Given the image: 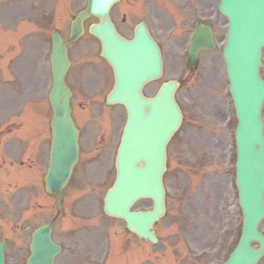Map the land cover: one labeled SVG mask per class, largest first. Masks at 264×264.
<instances>
[{"label": "rangeland", "instance_id": "obj_1", "mask_svg": "<svg viewBox=\"0 0 264 264\" xmlns=\"http://www.w3.org/2000/svg\"><path fill=\"white\" fill-rule=\"evenodd\" d=\"M28 1L36 7L44 2L49 10L54 6L55 0H0V3H17L21 10L16 17L25 14L30 21H40L41 17L33 13L34 8L30 10L28 6L19 3ZM85 1L74 0L72 12H62V30L67 28L65 34L69 30V27L65 26H68L71 14L82 8ZM121 2L122 5L113 10V16L125 35L131 36L134 25L139 20L146 19L155 35L164 43L166 71L160 81L146 87V91L152 95L162 81L184 76L182 58L185 62L186 57L182 55L180 58L181 48L178 50V44L166 34L172 28L168 11L152 9L150 6L169 0ZM62 10L60 7V11ZM123 14L126 15L125 21L122 20ZM56 20L57 17L45 20L47 33L49 31L48 39L53 25H58ZM96 20L92 17L87 24ZM33 24H29L30 29L37 32ZM99 53L100 44L89 36L72 47L73 73H77L79 68L89 69L88 78L87 74H84L78 79H84L89 88L86 89L81 84L76 85L77 91L73 99L76 106L74 118L81 126V160L65 190L66 204L56 226L57 234L60 237L68 236L82 227L93 228L96 233L104 229L114 234L112 238L110 237L114 253L109 264H207L214 259L224 260L238 237L241 213L235 203L236 190L233 189L235 175L233 133L236 119L232 100L227 91L228 80L221 50L209 52L202 60L213 66L211 72L204 67V78L209 80L207 86L203 88L199 83V89H195L188 80L178 90V100L185 116L183 125L172 139L169 148L170 162L166 175L168 214L157 224L161 243L156 246L159 254L156 261L153 260L149 249L151 245L143 239L140 249L134 247L127 250L133 242L128 239L129 241L122 247L127 251L117 252L116 243L121 241L122 237H129L128 234L124 235L127 232L125 223L106 215L103 211L104 195L115 177L114 159L126 119V110L120 105H107L105 102L107 90L95 88V82L100 78L103 79L102 86L112 83L113 80L108 66ZM210 61L213 63L210 64ZM49 80L51 82L50 76ZM49 86L48 82L47 89ZM47 89L46 94L49 91ZM33 90L38 92L37 88ZM46 102L48 104V99ZM27 111L26 109L25 113L17 115L30 132L31 147L35 152L47 141L45 147L47 168L50 106L48 104L47 120L38 114L33 116L31 112L28 115ZM17 137L18 134L15 138ZM43 154V150L37 152L40 157ZM36 163L38 166V161ZM43 174L41 169V179L31 183V204L37 207L43 204L40 208L53 204L49 196L47 199L44 196ZM38 185L40 191L39 187H36ZM26 193L24 190L23 195L26 196ZM149 207L151 201L146 199L140 200L135 206L137 209ZM49 215L50 211L47 210L45 216L49 218ZM41 216L39 217L38 209H32V228L44 221ZM262 228L264 230V224ZM259 264H264V258Z\"/></svg>", "mask_w": 264, "mask_h": 264}, {"label": "water", "instance_id": "obj_2", "mask_svg": "<svg viewBox=\"0 0 264 264\" xmlns=\"http://www.w3.org/2000/svg\"><path fill=\"white\" fill-rule=\"evenodd\" d=\"M115 1L118 0H88L87 9L73 21L71 40L83 33V20L88 15L100 17V23L93 24L90 31L101 40L102 55L115 73L116 83L107 100L123 103L128 113L116 160V180L106 194L104 209L111 216L125 219L131 231L155 240L154 222L165 214L166 147L183 118L175 100L178 82L163 83L154 97L143 94L144 83L162 74L160 49L144 23L136 27L132 40L117 32L109 16ZM222 10L231 20L224 56L238 118L236 183L244 219L238 245L226 262L216 264H256L264 254V234L259 230L264 218V80L259 74L263 65L264 0H223ZM53 43V139L46 187L62 197L79 160L80 147L79 131L72 119V91L65 83L70 64L67 45L58 33ZM213 47L210 27L198 25L190 61L196 60L199 50ZM141 197L154 200L153 210H131ZM51 231L52 224L34 231L30 264H54L61 249L52 240ZM253 241L260 246H252Z\"/></svg>", "mask_w": 264, "mask_h": 264}, {"label": "flooded vegetation", "instance_id": "obj_3", "mask_svg": "<svg viewBox=\"0 0 264 264\" xmlns=\"http://www.w3.org/2000/svg\"><path fill=\"white\" fill-rule=\"evenodd\" d=\"M179 10L177 16L180 17L183 24H189V18L193 21L206 16H211L216 21L213 27L217 25L223 18V15L216 12L212 4L206 0H183L182 2L173 3ZM1 11L10 10L2 7ZM210 18V17H209ZM205 19V18H204ZM0 22L6 24L5 30L14 28V20L3 18L0 15ZM215 31V29H214ZM170 35L177 36V28L169 31ZM2 35H0L1 37ZM13 37H8L5 40H0V45L4 46L0 49V69L6 70L8 73H14V70L21 72L29 66L28 57L24 50L25 40L21 39L17 42V47L20 49V54L17 59L23 60L22 66L15 65L14 49L15 43ZM11 53L9 61L2 60L6 54ZM14 57V58H13ZM41 69L39 68V72ZM0 81L2 79L0 78ZM9 81L6 84L9 85ZM25 186L22 188L16 186L12 188L6 197L3 193L0 195V243H4L5 257L7 264H28V258L31 254L30 244L32 230L30 226V191L26 190V196L23 195ZM1 192V190H0ZM7 192V191H6ZM44 212V210H43ZM56 241L63 246V253L57 257L58 264H94V232L93 228L76 231L68 236L60 237L55 230ZM59 241H58V240ZM66 246L68 248H66Z\"/></svg>", "mask_w": 264, "mask_h": 264}]
</instances>
